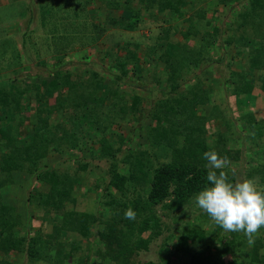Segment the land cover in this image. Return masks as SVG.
<instances>
[{"label":"trees","instance_id":"1","mask_svg":"<svg viewBox=\"0 0 264 264\" xmlns=\"http://www.w3.org/2000/svg\"><path fill=\"white\" fill-rule=\"evenodd\" d=\"M23 1L0 0V7L16 3L18 8ZM83 1L68 0L55 17L47 14L51 4L35 0L34 12L40 11L39 26L50 44L34 51L35 73H25L31 61L25 42L32 32L14 20L5 27L12 31L0 36V264H15L16 254L24 255L21 264H89L90 259L96 264H149L137 258L169 229L159 249L165 264L175 259L186 264H264V227L250 244L244 233L221 229L194 202L208 184L207 151L225 159L230 182H235L236 171L229 166L240 164L242 152L248 158L245 177L264 189V0H246L226 30L214 17L207 18V7L198 0H104V24L96 22L98 10L89 7L93 0ZM30 7L17 9L26 15L27 25L33 21ZM144 10L154 22L166 13L185 19L187 10L191 17L173 35L170 26L164 27L143 54L139 43L130 40L111 39L98 48L106 26L137 30ZM84 13L89 20L79 22ZM46 16L54 17L52 26ZM75 23L85 29L89 25L92 33L86 42L91 54L79 51L87 60L103 54L111 76L90 67L93 63L64 66L55 55L49 58L51 68L44 64L42 53L62 31L71 28L77 36ZM218 42L235 47L243 63L225 61V50L214 55L215 47L221 48ZM202 66L206 68L199 72ZM206 69L224 79L225 102L213 85L204 84ZM141 87L153 89L152 95L140 93ZM209 105L208 115L198 108ZM130 116L142 124L132 147L115 128ZM215 120L225 130L208 135ZM234 135L244 137L245 151L229 147ZM72 151L80 152L75 161L65 156ZM51 156L54 166L47 164ZM22 176L32 179L27 190L18 186ZM85 176L95 178L90 186L97 196L95 208L107 210L90 211L84 197L75 195ZM128 209L135 211L134 220L125 218ZM30 212L45 221V232H23ZM161 214L170 217L174 231ZM185 217L193 220L184 222ZM209 221L213 225L205 227ZM172 237L174 250L169 251L165 245ZM84 241L87 248L81 246Z\"/></svg>","mask_w":264,"mask_h":264},{"label":"rangeland","instance_id":"2","mask_svg":"<svg viewBox=\"0 0 264 264\" xmlns=\"http://www.w3.org/2000/svg\"><path fill=\"white\" fill-rule=\"evenodd\" d=\"M42 1H46L47 4H45L46 6H48V4H51L53 6V9L51 8H47L46 10H49L50 13H47L48 16H51V13H55V17L56 15L61 11L60 9L58 10L59 6L61 4H63L64 6L66 5V1H62V0H42ZM68 1V0H67ZM77 3L79 0H76ZM85 1V0H84ZM201 6H206L207 7V18L210 19L212 17H214L216 19V25L222 29L228 28L229 26L233 25V21L235 18V15H237L238 13V9H241V7L247 3L246 0H225L224 1H220L219 0H198ZM39 2V1H38ZM212 2L213 4L209 3ZM71 3V2H70ZM10 3L6 4V5H2L0 7V10L2 12H4L3 16L0 19V36L2 38H5L4 36L8 33H10L11 27H6V25L9 24V22L11 21H19L18 26L20 28H22L23 31H29L32 32V37L30 38V41H26V48L25 51L27 53V56L30 57V62L26 65L27 67V71H25V73H27V75H29L30 73H35L37 72V68L34 67L35 66V53L34 51L39 50L42 47H46L48 49V46H50V44L45 43L44 39L45 36L44 35V29L43 27L40 28V24L39 21L41 18L37 17L40 13L39 10H36L37 14L34 12L35 11V0H26L23 1V3H19V7L17 8L16 3L10 7L9 5ZM25 5H30V9L29 11H33L34 13H32V23H30L29 25H27L26 23V15L23 16L21 13H18V10H21V8ZM75 5V4H74ZM73 6V4H70V6H68L69 8H71ZM90 9H96L98 10V14L96 17V22L98 24H100L102 22V24H104L105 18L104 14H105V2L104 0H93L92 4L89 6ZM27 10V9H26ZM45 10V11H46ZM215 10H218V14L215 15ZM24 11V10H22ZM214 11V14H213ZM190 11H186L185 16L186 18H180V17H173V15H169V13H166L165 15H159L157 21H152L148 18L146 10H144V16L142 18V23L140 24V26L138 27L137 30H124V29H119L117 27H113V26H106L107 30L105 31V33L102 35V37L99 40V46L98 48H101V45L104 44L107 40L110 41L111 39H113L115 42L118 43H123L126 42L128 40L130 41H134L136 43H139L140 47L138 49L139 53L143 54L145 52V50L147 49L148 45L152 44L154 42V38L156 37L157 34H159V32H161V30H163L164 27L170 26L169 29V35H173L175 32L180 31L182 29H185L186 27V23H187V19H189L190 16ZM29 13V12H28ZM48 16L45 17V20H48V25H51V20L54 19V17L52 16L53 19H50ZM212 16V17H211ZM86 17V14L84 13L83 19ZM169 18V22H166L165 19ZM37 19V20H36ZM23 20V21H22ZM103 20V21H102ZM37 21V22H36ZM37 23V24H36ZM76 28L74 29H79L77 30V33L75 36V34H73V30L71 28L67 29L66 31H62V33H60V38L58 39V41L53 44V47L51 46V49L44 51L45 54L44 55V59L43 62L44 64H48L50 61V57H53L54 55L56 56V62L60 56H62L63 51H65V56H63L62 58V62L64 66L67 65H72L75 67V65H85L86 62L88 63H93V65H89L90 67H92L93 69L97 70V71H102L104 73L105 76H111L113 74V71L111 70V66L110 64L107 63V59L105 56H103V54L98 56V59L94 60H87L86 54L90 55L91 51L87 50L86 54H83L82 51L79 50H83L85 51V47H86V42L89 41L92 33L89 34L88 29L90 30V27H88L87 29L80 27L79 25L75 24ZM48 28V27H47ZM15 31H17V29L15 28L14 31L12 32V35L14 37ZM81 31V32H80ZM227 34L226 31H223V34ZM178 34V33H177ZM229 35V34H228ZM27 38V37H25ZM87 38V39H86ZM201 38V35H197L195 37L196 40H199ZM112 40V41H113ZM111 42V41H110ZM109 42V43H110ZM43 43V44H42ZM219 46H221V48L219 47L217 49V47H215V51H214V55H218L221 54V52H224L225 50V61L226 60H230L233 62H237V63H243V59L242 57H238L235 54V47L233 46H224L222 45L220 42H218ZM38 52V51H37ZM122 53V51L120 52ZM231 58V59H230ZM55 59V58H54ZM61 59V58H60ZM101 60V61H100ZM206 66H202L199 69V72L201 71V69H205ZM25 70V67H24ZM73 70H75V68H73ZM223 72H228L229 70H227L226 68H224L222 70ZM256 71L253 73V76H256ZM227 74V73H226ZM222 77V76H220ZM216 76V73L213 72L210 69H206L205 73L202 75L203 78V82L204 84H210L214 86V89L216 91V93L220 96V100H223L225 102L226 100V90L224 89V79L220 78ZM146 84H148L146 82ZM188 85V83H187ZM153 86V85H152ZM154 87V86H153ZM152 87V88H153ZM153 89L147 90L145 92V89L143 87L139 88V92L140 93H146L148 96L152 95L151 91ZM127 101H130L129 96L126 97ZM199 110L201 111V113H203L204 115H208L210 112V105L208 107H204V106H199L198 107ZM150 108H148L149 110ZM128 122H123L122 124H116L115 128H116V133L120 136H124L126 138V143L125 144H130L131 147L132 145L134 146L135 142L138 141V136L139 133L137 131L138 127H141L140 123L138 124V122L136 120H132V116L128 117L126 119ZM143 123V122H141ZM211 127L209 128V132L208 135H211L212 132H216V131H224L225 127L224 125H222L220 123L219 120H215L212 121V124H210ZM144 126V125H143ZM93 139V138H91ZM110 142H114L116 141V137L113 136L112 138H109ZM140 140V139H139ZM234 140V141H233ZM245 140L244 137L242 136H238V135H234V138H232L229 143H230V148L232 150H234V148H240L243 151L246 150V145H245ZM90 143V141H88V144ZM91 145V144H90ZM126 145H124L125 147ZM95 147H93L92 150H94ZM90 151V147L88 149ZM260 151V150H259ZM79 151H72V153L70 154H66L65 156L68 159H73L74 161L78 158L77 156L79 155ZM88 153V152H87ZM85 153V155L87 154ZM261 154V152H259V155ZM81 156V154H80ZM242 156V157H241ZM241 156H240V164L238 165H234V166H229L230 168H233V170L236 171V175H235V182H239L242 181L244 179H246L245 177V170H244V166L248 164V158L244 157V154L241 152ZM65 157V158H66ZM55 156H51L47 159V164L49 166H54L55 165ZM80 159V157H79ZM82 160V159H80ZM89 160V159H88ZM71 161V160H70ZM239 161V160H238ZM237 161V162H238ZM103 162H100V164ZM54 164V165H53ZM69 165L71 164L72 167L75 166L74 162H70L68 163ZM207 167L210 169V165L208 164ZM25 178V179H24ZM26 178L28 179V181H26ZM254 180L257 181V178H254ZM95 181V178L92 176H85L84 180L81 184V187L79 188V190L77 192H75V195L77 197L82 198V196L84 197V201H83V205L85 208L88 207V210L93 211L94 210H100V211H105L107 210V208L105 209L103 205H97V208H95L94 205V199H97L96 196V192L92 190H90V186H93V182ZM259 181V180H258ZM32 179L31 177H23L22 179L20 178V181L18 182V186L20 189H28L29 186L31 185ZM89 187V188H88ZM261 187H263V185H261ZM19 189V190H20ZM82 195V196H80ZM103 208V210H102ZM198 212V211H195ZM30 218L29 221L26 223L27 226H25L23 228V232L27 234H34L36 232L39 231H43L45 232V221L43 222L40 215L36 212H30ZM157 213L159 214L160 211H157ZM42 216V215H41ZM193 217V216H192ZM161 219L167 223L171 230L174 231L176 229L173 228V222L171 221L170 217H166L165 215L161 214ZM192 221L193 218L189 217L188 219L185 217L183 219V221ZM50 222V220H48ZM213 224L209 221L207 222L204 226L205 227H209L212 226ZM170 232L169 230H165L163 231L162 235H160L154 242H152L149 245V248L147 251H143L141 252L140 256L137 258L140 262L144 263V262H148L149 264H165L164 262H162V258H165L163 254L159 255V249L160 246L163 242V235H168V233ZM175 240L176 237H172V240L170 243H166L165 247L169 248V251H173L174 250V244H175ZM82 247L87 248V246H89L85 241L83 242V244H81ZM173 254V253H172ZM15 264H21L24 262V255L23 254H16L15 257ZM89 264H96V262L92 259H90ZM41 264H45L44 262H41ZM171 264H186V262L184 261H179V260H173L171 262Z\"/></svg>","mask_w":264,"mask_h":264},{"label":"clouds","instance_id":"3","mask_svg":"<svg viewBox=\"0 0 264 264\" xmlns=\"http://www.w3.org/2000/svg\"><path fill=\"white\" fill-rule=\"evenodd\" d=\"M65 3L68 4V1ZM83 16L78 20L79 22L83 21L81 20ZM84 19L89 20V15ZM85 26L88 28L89 25ZM62 59L64 58L58 61L64 63ZM46 66L51 68V62L49 61ZM203 159L211 167L206 177L208 184L195 194L196 206L224 231L242 232L248 238L249 243H253V236L264 227V189L259 188L250 178L230 182L228 173L223 170L227 167L225 159L218 156L215 151L203 153ZM124 216L128 220H134L136 213L128 209Z\"/></svg>","mask_w":264,"mask_h":264}]
</instances>
